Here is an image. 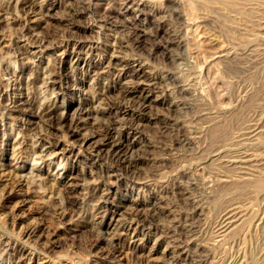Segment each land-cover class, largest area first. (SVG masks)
<instances>
[{
    "label": "rangeland",
    "instance_id": "obj_1",
    "mask_svg": "<svg viewBox=\"0 0 264 264\" xmlns=\"http://www.w3.org/2000/svg\"><path fill=\"white\" fill-rule=\"evenodd\" d=\"M124 1L0 0V264H259L264 0Z\"/></svg>",
    "mask_w": 264,
    "mask_h": 264
},
{
    "label": "bare ground",
    "instance_id": "obj_2",
    "mask_svg": "<svg viewBox=\"0 0 264 264\" xmlns=\"http://www.w3.org/2000/svg\"><path fill=\"white\" fill-rule=\"evenodd\" d=\"M136 0H125L123 2L124 6L126 7V11H131L134 9V5L138 3L136 2ZM178 2V1H177ZM181 3V2H180ZM143 4V3H142ZM34 5V4H33ZM185 5V4H184ZM124 7V8H125ZM142 7V6H141ZM125 10V9H124ZM131 13V12H130ZM173 13L177 16H182L183 12L182 10L179 8H176L174 9ZM130 16V15H129ZM132 16V15H131ZM131 18V17H130ZM129 18V19H130ZM186 19V18H185ZM147 30V29H146ZM184 32V31H183ZM187 34V33H186ZM145 35L144 33H137V37L139 38V36H143ZM58 37V36H57ZM136 37V36H135ZM183 37V36H182ZM185 37V36H184ZM173 38V37H172ZM126 39V38H125ZM184 39V38H183ZM43 40V37L39 40L42 42ZM130 40V39H129ZM151 40V39H150ZM175 40V39H174ZM172 41L171 42L174 44H177V45H181L182 44V41L181 40H178V41ZM185 40V39H184ZM142 41V40H141ZM174 44V45H175ZM160 45V44H159ZM142 46V45H141ZM222 47V46H221ZM164 50V49H163ZM166 50V49H165ZM167 51V50H166ZM224 50H221L220 52H223ZM226 51V49H225ZM164 52V51H163ZM219 52V51H218ZM228 52V51H227ZM168 57V56H167ZM222 57V56H221ZM123 71H126L124 70V68H122ZM125 73V72H124ZM127 74V73H126ZM48 77V76H47ZM167 77L170 78L172 80V82H175V83H179V80L177 78V76H175L173 73L171 72H167ZM166 77V78H167ZM41 85V84H40ZM178 86V89L180 92H185L186 91V88L183 86V84H179V85H176ZM136 87V85H135ZM137 87H140L139 84H137ZM189 87V86H188ZM119 94V93H118ZM56 100L54 101V105L52 107H49L47 108L46 110H39V113H38V116L39 117H42V118H45L47 120L50 119V117H53L55 115H53L54 113V110L56 109ZM62 105L61 103L59 104V106ZM142 105L144 106V104L142 103ZM122 106V105H121ZM119 107V106H118ZM120 108V107H119ZM81 110V109H80ZM84 110V109H83ZM89 110V108H88ZM80 117V116H79ZM56 118V116H55ZM81 118H83L81 116ZM52 119V118H51ZM57 119V118H56ZM64 119V110L61 111V115L59 116V119H58V124H61L62 121ZM100 119V118H99ZM116 119V118H114ZM121 119H123V116H121ZM125 119V118H124ZM84 120V119H83ZM121 120H115L114 122H120ZM114 122L112 121L111 124L107 125L105 128H104V132H102L101 135H104L106 137H108L109 134H111L112 130H115V129H118ZM139 122V121H138ZM53 123V122H52ZM110 123V122H109ZM51 124V123H50ZM126 125V124H125ZM186 125V124H185ZM118 126V125H117ZM129 127V126H128ZM194 127V126H193ZM77 128V127H76ZM132 128L135 129L137 132L140 131V124L139 123H132ZM191 128V127H190ZM76 129H74L75 131ZM132 130V129H131ZM116 131V130H115ZM114 131V132H115ZM113 132V133H114ZM134 132V131H133ZM105 139H108L106 138ZM192 138V137H191ZM192 140V139H191ZM18 141V140H17ZM20 141V140H19ZM24 142V141H23ZM21 143V142H20ZM22 144V143H21ZM56 145V144H55ZM28 146V145H27ZM22 147V146H21ZM38 148V147H37ZM37 148L35 145H30V147L27 148V152H29V155L31 154H34L33 156H35L33 158V160L35 161L36 159H42V161H46L47 162V165L50 166L52 164V162H54L56 160V147L54 148H51V150L49 149H41L39 151H37ZM130 150H131V147L128 145V144H125V143H122V141H114V143L111 144V149H109V156L111 157H114V159H116L117 161H122V163H126L127 167H131L132 169L135 168L138 164V162L140 161V158L139 157H132V154L130 153ZM20 151V150H19ZM101 151V150H100ZM63 155V154H62ZM40 160H37V162H39ZM20 168H22L23 164H18ZM125 165V166H126ZM59 167V166H58ZM37 168H40V166H37ZM139 169V168H138ZM39 176V179L41 178L40 177V174H36ZM43 179V178H42ZM257 185L259 187H264V176L263 175H260L258 174L257 175ZM33 181H34V178H33ZM35 183V182H34ZM39 185H42L40 182H39ZM44 185V184H43ZM42 185V186H43ZM41 186V187H42ZM261 189H264V188H261ZM51 195V194H50ZM53 197V196H52ZM44 200V199H43ZM46 203V201H45ZM64 206V205H63ZM48 209V208H47ZM202 212V211H201ZM200 212V213H201ZM136 214V213H135ZM158 214V213H157ZM206 214V213H205ZM156 215V214H155ZM140 216V215H139ZM152 216V214H151ZM150 216V217H151ZM154 217V216H153ZM157 217V216H156ZM243 217V216H242ZM234 218V217H233ZM155 219V218H154ZM246 220V219H245ZM145 221L144 219H140L139 221H137V225L138 228H142L144 225H145ZM220 225V224H219ZM203 226V225H202ZM3 230V229H2ZM140 231L138 230V232L135 234V237L138 236V233ZM248 232V231H247ZM19 238V237H18ZM98 238V237H97ZM118 238V237H117ZM99 239V238H98ZM8 240V239H7ZM96 240V239H95ZM22 241V240H21ZM113 241H116L115 239H113L111 242L113 243ZM48 242V241H47ZM16 243V242H15ZM115 244V243H113ZM117 244V243H116ZM49 245V247H52L53 245V240L52 242H50V244H47ZM26 246H29L27 245V243L24 241L23 243H21V245L19 243H16V245H12V243H10V241L6 242L5 244V248L4 250L7 251L8 248L9 249H13V252L9 253L8 257H3V259H5L7 261L8 264H23V253L24 251L27 249ZM40 246V245H39ZM38 245H33L32 246V249H34V251H38V252H41V247H39ZM175 246V245H174ZM200 246V245H199ZM4 247V246H3ZM133 247V246H132ZM30 248V246H29ZM48 248V247H47ZM3 249V248H2ZM32 251V250H31ZM43 251V249H42ZM173 251V250H172ZM26 252V251H25ZM45 254L48 253L47 250H44L43 251ZM171 252V251H170ZM33 254V253H32ZM175 254V253H174ZM178 254V253H177ZM171 255V254H170ZM173 255V254H172ZM174 256V255H173ZM177 258V257H176ZM166 259V258H165ZM168 259V258H167ZM176 261V260H175ZM255 262V261H254ZM259 264H264V261L260 262Z\"/></svg>",
    "mask_w": 264,
    "mask_h": 264
}]
</instances>
